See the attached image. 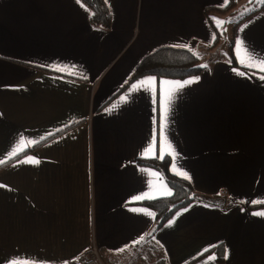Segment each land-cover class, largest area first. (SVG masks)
I'll return each mask as SVG.
<instances>
[{
	"label": "crops",
	"instance_id": "1",
	"mask_svg": "<svg viewBox=\"0 0 264 264\" xmlns=\"http://www.w3.org/2000/svg\"><path fill=\"white\" fill-rule=\"evenodd\" d=\"M104 1L109 30L81 0H0V264H79L92 246L108 264H220L219 249L222 264H264V73L218 62L120 92L159 48L208 57L204 11L221 0ZM232 38L236 63L259 64L264 9ZM169 140L195 191L232 205L192 202L154 230L140 204L172 191L138 160Z\"/></svg>",
	"mask_w": 264,
	"mask_h": 264
},
{
	"label": "trees",
	"instance_id": "2",
	"mask_svg": "<svg viewBox=\"0 0 264 264\" xmlns=\"http://www.w3.org/2000/svg\"><path fill=\"white\" fill-rule=\"evenodd\" d=\"M87 5L91 11L90 22L94 26L109 30L112 26L111 10L104 0H81ZM246 5H252L241 18H239L232 26V36L236 27L248 18L260 13L264 9V0H243ZM258 1V2H257ZM240 0H228V3L223 8L207 7L204 11V16L213 32H216L215 40L209 45V50H214L220 44L221 34L219 32L216 22L213 21L214 17H225L232 11L239 7ZM234 40L230 41L227 47V54L230 57V63L237 67L236 59L233 53ZM206 70L205 66H201V58L198 53L192 52L187 48H173L163 47L155 50L153 53L144 57L134 69L132 75L121 89L124 91L130 84L139 80L142 77L154 76L158 79L170 80H186L191 77H197ZM73 126H70L72 128ZM58 132L52 135L47 140L42 141L31 150H34L42 144L55 138L58 134L65 132ZM139 164L155 168L160 172L167 185L170 187L171 195L158 198L141 203L151 209L155 214V228L158 230L163 224L169 220L179 209L191 204L192 202L200 201L207 204L215 205L218 207L231 206L229 198L226 195H215L214 197L199 195L191 183L170 171L169 157L165 156L163 159H144L138 160ZM218 262L222 264L224 256L221 250L217 252Z\"/></svg>",
	"mask_w": 264,
	"mask_h": 264
},
{
	"label": "snow or ice",
	"instance_id": "3",
	"mask_svg": "<svg viewBox=\"0 0 264 264\" xmlns=\"http://www.w3.org/2000/svg\"><path fill=\"white\" fill-rule=\"evenodd\" d=\"M227 3H228V0H221V4L220 5H218V7H221V8H223V7H225L226 5H227ZM213 21L214 22H217L216 21V18H213ZM218 23V25L219 26H221V28H222V26H223V24L225 23L224 21H218L217 22ZM222 30H225V29H222ZM216 32H213L212 34H211V37H210V41H214L215 40V36H216ZM256 59L257 60H259V64H257V63H255V62H253V63H248V64H243V62H241L242 63V66H244V67H248V68H252V69H256V71H258V72H261V73H264V57H256ZM73 69H74V67L75 66H71ZM56 70H60V69H56ZM256 71H254V72H252L251 73V75H255L256 74ZM68 74H71V73H68ZM237 74H239V75H246V73H243V72H239L238 70H237ZM261 79H264V76H261ZM193 81H189L188 83H192ZM145 83H149L148 81H146ZM180 87H183V85H179ZM146 90H148V89H146ZM50 135H52V133H50ZM160 135H161V137H162V139H167V135H166V132L164 131V129L163 128H161V130H160ZM31 143H35V141H32ZM168 144H169V147H170V151L168 152V153H163L162 151H161V153H160V155H158V156H156V157H154L155 159H163L164 158V155H167L168 157H169V167H170V170H171V168H177L178 169V175L181 177V178H183V179H186V180H190L191 179V177H190V175L187 173V171L186 170H184V169H182L178 164H177V160H178V158H179V153H177L176 151H175V148L172 146V142L169 140L168 141ZM155 147V141L152 139V138H150L149 139V141H148V143L145 145V150H147V149H149V148H154ZM161 148H162V144H161ZM32 159V162L33 163H39V161L37 160V159H35V158H31ZM0 163H3V159H0ZM0 187H4L3 185H0ZM145 195V193H139V194H137L136 195V197H134V199L135 200H139V199H141L143 196ZM169 195H171V192H169ZM253 203H259L258 201H253ZM187 209H185V211H186ZM256 214H258V215H264V213H256ZM150 216H152V218H155L154 217V213H150L149 214ZM175 215V214H174ZM171 222H174V221H171ZM145 234H142L141 235V237L138 239V240H135V241H132L131 243L133 244V245H135V244H137V243H139V240L140 239H143V236H144ZM155 237L153 236L152 237V239H154ZM158 243V242H157Z\"/></svg>",
	"mask_w": 264,
	"mask_h": 264
},
{
	"label": "rangeland",
	"instance_id": "4",
	"mask_svg": "<svg viewBox=\"0 0 264 264\" xmlns=\"http://www.w3.org/2000/svg\"><path fill=\"white\" fill-rule=\"evenodd\" d=\"M258 2V1H257ZM252 5H246L243 0H240L239 2V7L232 11L229 15L225 17H214L216 18V21H224L225 23L223 24L222 28L221 26L218 25L216 22V25L218 26L219 32L221 34V40L219 46L217 48H214V50H209V56L202 59L201 61V66H205L209 68V70H212V67L218 63V62H227L228 64L230 63V57H228L227 54V47L230 44V41L232 40V26L234 23L241 18L248 10H250ZM225 29V30H222ZM203 52V51H202ZM240 70H246L248 67L242 66V63H237ZM245 64V63H243ZM244 67V68H243ZM239 80V79H238ZM98 250V248H97ZM98 253L100 255L99 259L103 264H108L107 261H104L103 257L101 256L100 251L98 250Z\"/></svg>",
	"mask_w": 264,
	"mask_h": 264
},
{
	"label": "built area",
	"instance_id": "5",
	"mask_svg": "<svg viewBox=\"0 0 264 264\" xmlns=\"http://www.w3.org/2000/svg\"><path fill=\"white\" fill-rule=\"evenodd\" d=\"M97 247L92 246L87 251L79 255L77 261L79 264H103L100 259Z\"/></svg>",
	"mask_w": 264,
	"mask_h": 264
}]
</instances>
